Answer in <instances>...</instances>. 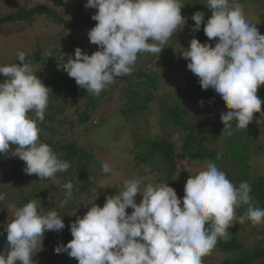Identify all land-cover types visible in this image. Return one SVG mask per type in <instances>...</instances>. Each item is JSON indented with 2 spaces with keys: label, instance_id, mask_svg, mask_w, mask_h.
<instances>
[{
  "label": "clouds",
  "instance_id": "obj_1",
  "mask_svg": "<svg viewBox=\"0 0 264 264\" xmlns=\"http://www.w3.org/2000/svg\"><path fill=\"white\" fill-rule=\"evenodd\" d=\"M184 4L182 0H86L85 8L96 9L91 19L97 23L87 36L98 50L88 55L77 47L74 57L58 67L87 93L99 96L116 77L132 73L138 53L159 56L186 25L181 14ZM206 6L211 16L205 20L203 11L193 13L191 31H199L203 24L208 40L215 39L214 46L193 36L180 56L201 89L211 88L221 97L228 109L220 114L226 134L231 135L234 126L247 128L254 113L260 114L256 123L264 124V101L257 95L264 85V34L235 0H207ZM17 60L19 64L0 67L6 78L0 82V156L24 161L28 175L51 178L70 167L40 141L38 121L44 120L51 90L25 62L24 52H18ZM199 103L203 106V101ZM102 171L110 172V165L104 163ZM142 184L143 178L127 179L123 190L107 196L102 207L92 202L82 217L68 225L72 239L54 247V252L67 253L78 264H202L218 238L229 235L231 226L245 219L264 222V209L252 202L251 186L247 182L235 186L215 162L187 178L183 197L168 183H149L143 189ZM64 188L61 206L72 198V182ZM4 199L0 193V201ZM240 204L248 205L246 215H237ZM11 207L15 211L4 229L7 247L0 250V264H38L33 255L38 244L41 249L44 233H59L65 223L36 198Z\"/></svg>",
  "mask_w": 264,
  "mask_h": 264
},
{
  "label": "trees",
  "instance_id": "obj_2",
  "mask_svg": "<svg viewBox=\"0 0 264 264\" xmlns=\"http://www.w3.org/2000/svg\"><path fill=\"white\" fill-rule=\"evenodd\" d=\"M0 1L4 4L9 2L8 0ZM31 1L37 2L32 6L29 4L30 1L23 0L21 10L0 15V35L3 34L1 29L6 23L26 22L28 27H33L41 16H52L55 23L59 24V33L53 34V38L49 40L52 43L46 46L38 44L34 51L25 56V62L34 67L33 71L45 86L60 85L56 97L52 96V92L49 93L52 105H55V99L60 101L64 97L66 106L70 103L74 106L68 114L52 113L47 108L43 122L38 121L41 129L40 141L48 144L60 159L70 164V167L64 172H57L54 177L39 179L36 174L28 175L23 171L25 163L18 157L0 156V193L5 194V199L0 201V207L7 203L15 204L18 208L36 198L40 200L45 210L57 211L62 220L68 217H82L88 210H78V200L82 195L91 193L93 173L99 171L100 176L106 175L102 171V164L97 161L85 142L88 133L108 122L109 119L102 117L111 106H114L110 109L113 112L107 116L113 117V113L116 112L129 122L126 123L128 126L120 125L122 132H130L131 136H134V132H147L148 121L154 114L152 106L156 104L159 124L164 126L165 131L175 135L180 145L176 147L175 142L161 139L159 136L151 138L148 135L145 142L137 146L135 152L131 154L134 170L138 174H143L144 169L147 168L153 175L158 174L159 183H168L170 187H173L176 185L174 180L176 175L182 178L181 181L187 175L184 170L185 163H206L207 167L209 162H215L235 186L239 187L240 183L247 182L251 186L250 196L254 206L264 209V175L258 176L251 171L252 158L264 156V124L256 123V120L260 118L259 113H254L253 122L247 128L238 129L234 126L231 135L223 131L220 115L203 118L198 111H194V116L197 117L188 120L187 113L183 109L187 106L181 102V99L196 105V109L212 107L216 101L220 106L224 104L213 89H201L198 78L187 69L185 60L179 64V69H187L186 88L178 89L177 92H167L164 98L170 103L156 102L160 100L157 91L160 89L162 77L166 74V70L171 68V62L167 59L169 55L167 44L164 45L163 52L161 51L159 56L148 53L147 58L141 57V61L136 60L130 75L116 77L114 83L108 85L99 96L87 93L62 68L58 67L66 63L70 57H74L75 48L81 46V43L77 41V35L88 32L97 23L84 16L86 0H67L66 17L62 19L55 11L44 5L42 0ZM236 1L243 4L247 2L257 4L259 9H264V0ZM182 2L185 4L181 14L187 18L184 27L187 29L189 39L194 36L201 43L208 42L214 46L215 39L208 40L203 31V24L199 31H191V26L195 23L191 19L193 13L203 11L205 20L211 16V11L206 6L207 0H182ZM91 46L94 52L98 50L97 45L91 44ZM15 63L20 62L18 60L3 61L0 67ZM42 71H47L52 78L44 77L41 74ZM5 79L0 74V82ZM257 95L264 101L262 98L264 85L258 88ZM199 101H203V106ZM261 112H264V103L261 105ZM29 115L35 116L34 112H30ZM14 147L10 145V148ZM218 154H220L219 158ZM55 180L59 182V194L54 193L57 191ZM69 181L73 184L72 198L61 206V201L66 198L67 190L64 185ZM247 208L248 205L240 204L236 209L237 215H246ZM3 213L2 216L6 214ZM2 220L1 217L0 221ZM1 223L0 250H4L7 247V233L1 230ZM246 223L257 227L256 234L261 237L259 240H250V235L253 233L240 234L241 232L235 228L240 223L234 224L228 229L229 235L218 238L211 251L219 252L224 259L218 263H215L213 259L209 263L206 259L203 264H264V222L253 224L246 219ZM55 233V231H47L45 236L43 235V246L55 238ZM70 240L68 239L66 243ZM37 259L38 264H57L55 255H49L47 259L42 256Z\"/></svg>",
  "mask_w": 264,
  "mask_h": 264
},
{
  "label": "rangeland",
  "instance_id": "obj_3",
  "mask_svg": "<svg viewBox=\"0 0 264 264\" xmlns=\"http://www.w3.org/2000/svg\"><path fill=\"white\" fill-rule=\"evenodd\" d=\"M7 4H4L0 1V15L12 14L16 11L22 9L23 0H8ZM27 2L30 1L29 4L32 6L37 1L26 0ZM44 5H46L51 10L55 11L58 16L62 19L66 17L65 14V7L67 5V0H42ZM57 2V3H55ZM232 0H230V3ZM236 3L243 6L246 18L249 22L254 23L255 26L258 28L261 34H264V9H259L257 4H250V3H240L239 1ZM42 3V2H41ZM96 12L94 8H85L84 16L91 19V15ZM94 21V20H93ZM59 24L55 23L53 17L48 16H41L38 17L37 21L34 23L33 27H28L26 22H17L15 24L6 23L2 26L1 31L3 34L0 35V63L3 61L9 60H17L18 52H24L25 56L29 55L32 51H34L35 47L39 44L42 46H46L52 41H49L53 38V34H58L60 31ZM77 41L81 43L79 48L82 49L83 52L91 55L94 53V50L89 42L87 32H81L77 35ZM218 39V38H217ZM189 36L187 33V29L185 27L174 33L173 39H170L167 43L169 55L168 58L171 62L170 69L166 70V74L162 77L160 89L157 91L158 98L156 102H167L165 100V96L167 92H177L178 89L182 90L186 87V75L187 69H179V64L185 60L181 58L180 52H183V48H187ZM163 52V49H162ZM166 53V51H165ZM147 52H141L137 55V60L141 61V57L143 59L147 58ZM149 57V56H148ZM141 58V59H140ZM187 63V61L185 60ZM158 66V65H157ZM157 66L155 68H157ZM34 68V67H33ZM154 68V67H153ZM44 77L51 79L52 76L47 73V71H42ZM50 92H52V96L56 97L55 95L59 92L60 85H49ZM49 92V93H50ZM261 97V96H260ZM164 98V101H162ZM264 99V96H262ZM61 101V102H60ZM55 99V105H52V102L48 100V110L52 113H65L68 114L70 110L74 107L71 103L65 105L66 99L64 97L61 100ZM181 102L184 103L187 107H183L184 111L187 113L188 120H193L194 111H198L201 117L206 118L208 116H217L223 112H226L228 109L224 106H220L219 103L216 101L212 107H206L205 109H196V105L187 102L185 99H181ZM170 103V102H167ZM114 107L111 106L109 111H106V115L102 118L109 119L103 126L92 130L88 133V136L85 139L87 146L93 152L95 158L100 164L108 163L111 167V171L106 173L104 176L99 175V171H95L93 173L91 180L93 183V187L91 189L90 194L82 195L81 198L78 200L79 208L78 210H89L91 207L92 202L97 204L98 206H103L105 202V198L110 195H115L123 190V182L127 179L133 178H143V184L141 188L143 189L149 183L158 184V174L153 175L149 172L147 168L144 169L143 174H138L133 167L132 156L137 149V146L145 142L150 135L151 138L155 136H159L161 139H167L168 141L175 142L176 147H179L180 143L179 140L175 135H172L165 131L164 126H161L158 122V116L156 110L157 105L153 104L154 114L152 115L151 120L148 121V125L146 128L147 132H134V136L130 135L127 132H122L120 125H126L127 120L117 114L116 112L113 113L114 116L110 117L107 114L113 112L110 109ZM100 116V110L98 111ZM114 119V120H113ZM131 119V118H130ZM129 119V120H130ZM144 119V118H143ZM142 119V121H143ZM145 120V119H144ZM134 129V128H133ZM132 150V152H131ZM252 169L251 171L253 174L262 176L264 175V156L261 158H252ZM185 163L184 170L187 172V175L183 177V181L181 177L176 175L174 180H176V185H173L174 190L177 193L178 197H183L184 195V186L186 183L187 178L190 175H195L200 171L205 170L206 163L197 164L195 162H187ZM196 169V170H195ZM194 170V171H193ZM181 181V182H180ZM55 186L57 187V191L55 194H59L60 188L59 182L55 180ZM136 203L139 204L140 200L142 199L141 194H137L136 196ZM15 209L11 207L10 204H3L0 207V220L1 217L3 218L1 223V230L3 231L7 224L12 220L11 218L14 216ZM133 211L130 207L126 209V212L130 214ZM5 212L6 214L2 216ZM78 212V211H77ZM12 215V216H11ZM11 217V218H10ZM10 218V219H9ZM76 218H66L64 221L65 228L61 230L59 233H55V238H53L46 246H43L44 238H42V246L40 249L39 244L35 251H37L33 255V260L38 261L37 257L40 258L41 256L44 259H47L49 255H55L57 258V264H78V261L75 258H71L67 255V253H60L56 254L54 252V247L59 244H66L68 239H72L70 230L68 225L71 222H74ZM242 233H249L250 240L260 239L261 237L256 234L257 227L252 225L249 226L246 223V219L243 223L237 224L235 226ZM47 233V231L44 233ZM207 259V262H211V259L214 260L215 263L220 262L224 259L223 256L219 255V252H210V254L204 256L202 258L203 261ZM210 259V260H209Z\"/></svg>",
  "mask_w": 264,
  "mask_h": 264
}]
</instances>
